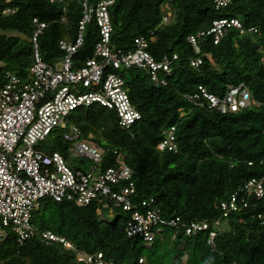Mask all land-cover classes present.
<instances>
[{"label":"trees","instance_id":"1","mask_svg":"<svg viewBox=\"0 0 264 264\" xmlns=\"http://www.w3.org/2000/svg\"><path fill=\"white\" fill-rule=\"evenodd\" d=\"M99 1L88 0L91 5ZM167 2L173 19L163 25L161 7ZM6 8L14 12L4 13ZM82 14L83 0H0V86L6 82L7 71L27 76L34 53L30 41L34 17L47 22L39 44L42 57L53 63L65 55L60 40L77 36ZM110 14L115 46L131 49L138 35L155 30L148 50L157 60L175 53L178 58L171 74L164 75L166 85H156L143 69L127 71V90L142 112V118L129 129L118 124L113 110L99 105L77 109L70 120L104 149L105 167L115 164V149H124L128 165L136 171L137 197H154L163 216H179L181 223L163 226L153 244L145 245L140 237L126 235L127 216L121 210L106 221L97 214L96 203L79 206L51 197L41 198L32 212V223L38 230L64 235L80 250L102 252L125 264H139L142 257L144 264H264V196L222 217L228 228L219 230L213 243L207 231L190 235L182 227L192 220L220 218L219 203L248 179L264 174V0H231L221 8L213 0H115ZM222 17L240 18L244 25L258 27L262 36L231 28L214 43L208 35L202 42L203 63L192 67L190 59L196 53L188 37L209 30ZM99 38L92 18L74 56L78 64L93 55ZM240 83L256 101L241 111L222 113L186 98L199 85L222 95L228 85ZM174 124L178 151L159 150L163 129ZM60 135L48 152H67L71 142ZM0 264L82 263L60 243L43 241L38 233L20 244L11 232L0 243Z\"/></svg>","mask_w":264,"mask_h":264},{"label":"built area","instance_id":"2","mask_svg":"<svg viewBox=\"0 0 264 264\" xmlns=\"http://www.w3.org/2000/svg\"><path fill=\"white\" fill-rule=\"evenodd\" d=\"M213 2L221 8L229 5L231 0ZM114 3L115 0H101L91 5L88 0H83L77 36L74 40H60L65 55L53 63L42 57L39 44L47 22L34 17V29L30 35L34 53L27 76L6 72V82L0 86V243L11 232L15 233L20 244L38 233L43 241L60 243L74 254L78 263L125 264L106 258L102 252L80 250L70 239L50 229L38 230L32 223V212L39 207L43 197L56 201L66 199L79 206L96 203L97 214L106 221L113 220L116 211L121 210L127 216L124 226L126 235L140 237L145 245L153 244L163 226L177 227L181 223L179 216H163L154 197H137L136 171L128 165L124 149H115V164L105 167L104 149L86 138L70 120L77 109L99 105L113 110L118 124L129 129L142 118V112L127 90V71L132 67L143 69L156 85H166L168 81L164 75L171 74L173 61L178 58L175 53L172 57L164 55L157 60L148 50L150 41L155 40V30L138 35L131 49L112 44L110 7ZM161 10V24L165 25L173 19V10L169 2L162 5ZM13 12L12 8L4 9V13ZM92 18L97 22L100 38L93 55L78 64L74 56L83 45L84 30ZM231 28L237 29L240 34L250 32L262 36L258 27H248L240 18H217L209 30L188 37L196 53L190 59L191 66L199 68L202 65V42L206 36L211 35L214 43H218ZM261 49L264 59V44ZM186 98L198 106L222 113L241 111L256 103L244 83L228 85L222 95L199 85ZM57 128H61L63 138L71 142L67 152H48L38 148L37 145ZM176 132V124L163 129L158 149L178 151ZM73 160L83 164L75 165ZM87 161L92 164L85 169L83 165ZM263 196L264 174L248 179L222 200L219 203L220 218L212 222L192 220L183 223L182 227L190 235L207 231L209 242L213 243L222 217L247 208L250 199ZM145 262L144 257L139 259V264Z\"/></svg>","mask_w":264,"mask_h":264},{"label":"rangeland","instance_id":"3","mask_svg":"<svg viewBox=\"0 0 264 264\" xmlns=\"http://www.w3.org/2000/svg\"><path fill=\"white\" fill-rule=\"evenodd\" d=\"M9 34H15L16 32H8ZM22 37L25 38V36L23 34H20ZM62 134V130L61 128H57L45 141L40 142L37 147L41 148L42 150L48 151L50 149H52V147L54 145H56L57 142L60 141L61 139V135ZM73 163L75 165L78 164H83L81 161L79 160H73ZM92 163L90 161H87L83 167L85 169H88L90 167ZM123 214V216H126V213L121 212ZM220 230H226L228 228V221L227 220H222L221 225L219 226Z\"/></svg>","mask_w":264,"mask_h":264}]
</instances>
